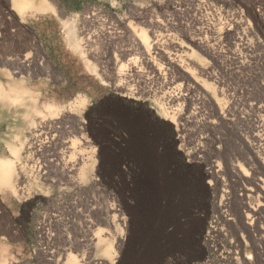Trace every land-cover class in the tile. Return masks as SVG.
<instances>
[{"label": "rangeland", "instance_id": "rangeland-1", "mask_svg": "<svg viewBox=\"0 0 264 264\" xmlns=\"http://www.w3.org/2000/svg\"><path fill=\"white\" fill-rule=\"evenodd\" d=\"M12 1L0 0V77L57 112L0 114V156L25 142L16 194L0 192V262L264 264V165L248 153L264 134V0H45L43 13ZM69 157L85 162L70 178Z\"/></svg>", "mask_w": 264, "mask_h": 264}, {"label": "bare ground", "instance_id": "bare-ground-1", "mask_svg": "<svg viewBox=\"0 0 264 264\" xmlns=\"http://www.w3.org/2000/svg\"><path fill=\"white\" fill-rule=\"evenodd\" d=\"M12 4L14 6V8H16V10L20 13L22 12H25L27 10H32L33 12H44V11H48L50 10L49 7L50 6H47V4H45V0H13L12 1ZM52 10V8H51ZM50 10V11H51ZM22 16V15H21ZM85 18V17H84ZM88 18V17H87ZM86 20V19H84ZM137 32V31H136ZM222 32H224V28H219L216 32V34H221ZM69 35H70V38H69V41H70V44H71V47L75 49V51H78L79 48H80V44L76 42V39L74 37V34H73V30H70L69 31ZM214 34V33H213ZM224 34V33H223ZM222 35V34H221ZM219 37V36H217ZM137 39L139 41V43L137 44L138 45V50H140L142 52V54L146 53L148 55V52L150 49V42L148 41L144 31H140L138 34H137ZM156 39V38H155ZM194 39V38H193ZM197 39V38H196ZM195 39V41H196ZM199 39V43H197V45L201 44V47L204 46V43L202 41V39L198 38ZM197 39V40H198ZM207 40V39H206ZM192 41V40H191ZM205 41V39H204ZM160 41L156 40V42L153 44V48L156 50V48L158 49V47L161 45L159 43ZM194 42V41H193ZM192 42V43H193ZM197 42V41H196ZM206 44L208 43L205 42ZM196 44V43H195ZM203 44V45H202ZM198 45V46H199ZM213 45V44H212ZM206 46H209V43L208 45ZM204 46V47H206ZM175 47L177 48L176 52H183V47L181 44H176L175 43ZM163 48V47H162ZM207 48H210V47H207ZM206 48V50H207ZM153 50V49H152ZM175 50V49H174ZM138 51V52H140ZM208 51V50H207ZM160 53V52H159ZM164 54H166V52L163 51ZM171 63L174 62L173 59H170ZM129 62H130V59H129ZM177 63H175L178 67H183L182 63L179 61V60H176ZM129 65V64H128ZM134 65V64H133ZM132 65V66H133ZM131 66V65H130ZM155 66L158 67V65L155 64ZM154 66V67H155ZM85 67L89 68L88 64H85ZM202 67H205V64H202ZM129 68V67H128ZM131 68V67H130ZM158 69L160 70V68L158 67ZM185 70V69H184ZM130 71V69H129ZM158 71V70H157ZM185 72H187L189 75H188V78L193 80V82L195 83V85H199L200 86V81L198 79H196V77H194V75L192 74V72H189L188 69L185 70ZM160 73V72H159ZM8 80V77H0V114L2 113H7L10 117H16L17 115H20V117L23 118V120L25 122H29L31 120V116H37L39 117V120L40 121H43L42 119H44L45 117L47 116H53L56 114L57 110L53 107V106H47L45 108V111H42L40 110L41 109V105L39 104L40 107H38V102L36 103V100L34 99V97L32 96V94H29V92H27L24 88H23V85H19V84H16V82L13 83V85H7L6 84V81ZM172 82V81H171ZM181 85H176L173 89L176 91V90H179ZM218 89V88H217ZM215 90L213 89L212 90V100H218V96L219 94H221L222 92L218 91V90ZM187 91V90H186ZM189 92V90L187 91ZM121 96H124L126 98H128V96H130V94L128 93H123L121 92ZM34 95V94H33ZM37 97V96H36ZM178 96L177 94H170L167 98V100L174 104V103H177L178 102ZM215 100V101H216ZM42 101V100H41ZM39 101V103L41 102ZM167 102V103H169ZM223 102V101H222ZM44 102H42L41 104H43ZM232 103V102H231ZM258 103H260V106H259V109L264 112V101H259ZM230 107V106H229ZM252 107V106H251ZM233 109V108H232ZM231 109L228 108L227 106H222V104L220 103V100L219 101H216L215 102V109H213V111L215 113H219V114H226L228 117V115L231 113L232 114V110L230 111ZM234 110V109H233ZM45 112V113H44ZM258 112V111H257ZM259 113V112H258ZM6 114V115H7ZM59 114V113H58ZM163 116H165V118L171 123V124H175V118L174 117V113H172L171 115H168L167 112H163ZM230 114V115H231ZM61 115V114H60ZM223 115V116H224ZM239 115V114H238ZM260 115V114H259ZM19 117V118H20ZM225 117V119H227ZM3 118V116H2ZM8 118V117H7ZM18 118V117H17ZM16 118V119H17ZM51 118V117H50ZM221 119H223L222 117H220ZM16 119H15V122H16ZM229 119V118H228ZM264 119V118H263ZM262 119V120H263ZM2 121V120H1ZM20 121V120H19ZM18 121V122H19ZM224 121V120H223ZM227 121V120H226ZM21 122V121H20ZM231 122V121H230ZM228 122V123H230ZM264 122V121H263ZM3 123V122H2ZM5 123V122H4ZM10 124V123H9ZM22 124V123H21ZM211 124V123H210ZM232 124V123H231ZM264 124V123H263ZM17 125V124H15ZM261 125V124H260ZM18 126V125H17ZM259 126V124H258ZM263 126V125H261ZM11 127V126H10ZM20 127V126H19ZM39 127V126H38ZM264 128V127H263ZM258 129V128H257ZM260 129V128H259ZM13 130V129H12ZM18 130V129H16ZM176 130V129H175ZM19 131V130H18ZM15 131L13 130V133ZM12 133V132H11ZM10 133V134H11ZM31 137H32V140H34L35 138H39L41 135H42V129H38L36 126L32 129V132H31ZM8 134V133H7ZM259 134V133H258ZM16 135V134H14ZM20 135V134H19ZM255 135V133H254ZM261 135H262V132H261ZM10 136V135H9ZM259 136V135H258ZM257 136V138H258ZM240 137V136H239ZM5 138V137H3ZM8 138V137H6ZM250 138V137H249ZM242 139V138H241ZM252 139V138H251ZM259 141H260V149L259 150H255V148L253 147H249V152L251 154V156L253 158H255L261 165H264V158H262V155H264V134H263V137L258 138ZM243 140V139H242ZM7 141V140H6ZM18 146H11L10 147V154L11 156L13 157V159H9L8 157H4V156H0V192H4L6 189L7 190H10L11 193H14L16 194V190L14 188V185H13V182L15 181V179L17 178V169L21 168L23 169V167H20L19 168H16V163L19 164V160H20V149L22 148V146L24 145V141H20L18 140ZM256 143V142H255ZM259 143V142H258ZM33 148L35 147L34 146V142H30L29 143ZM251 144V143H250ZM249 144V145H250ZM254 145V144H252ZM259 146V145H258ZM36 148V147H35ZM69 151L74 149V146H73V142L71 143V145L67 148ZM37 150V149H35ZM199 151V148L197 149L196 152ZM195 152V153H196ZM199 153V152H198ZM225 156V167L229 170V171H233L234 169H236V166L234 167L233 165V158H232V154L229 153L227 155V153L224 155ZM246 158V157H245ZM64 159V158H63ZM62 161V160H61ZM248 161V158L247 160ZM83 158L79 157V158H75L74 160H71V158L69 157L67 162L69 165V167H65L64 169L66 170H62L63 172H65L64 174L66 175H69V178L72 177L71 174H73L75 171H77V168L76 166L78 165H81L82 166L84 165L83 163ZM65 166V165H64ZM81 167V166H80ZM238 167V166H237ZM31 167L29 168H25L24 169H27L29 170L27 173L28 174H31L32 170L30 169ZM63 168V167H62ZM76 168V169H75ZM79 169L81 170V168H78V171ZM39 171V169H38ZM238 171V170H237ZM47 172V171H46ZM65 175V176H66ZM240 175V174H239ZM255 177V176H254ZM42 179V178H40ZM44 179V178H43ZM52 181V180H51ZM251 183H252V186L253 188H251L250 190H248L249 192L251 193H254L255 192H258V188H260V184L258 183V181H256V179H252L251 180ZM250 183V184H251ZM264 184V183H263ZM246 189V188H245ZM247 191V190H246ZM245 192V191H244ZM246 193V192H245ZM250 195V194H249ZM256 208L253 209V213L252 215H256ZM258 212V211H257ZM248 217V216H247ZM250 218H247V220H249ZM104 220V219H103ZM119 220V219H118ZM88 224V223H87ZM106 224V223H105ZM263 231H264V228H263ZM97 234V233H96ZM96 239V241L93 244V247H99V246H103V255L105 257H110L111 254H112V245L110 244H106L105 243V240L103 238H94ZM92 242V241H91ZM90 242V243H91ZM89 243V244H90ZM91 245V244H90ZM92 246V245H91ZM68 259H69V262H71V264H76V261L73 258H71L70 256H68ZM106 262V261H105ZM0 264H3V261L0 262Z\"/></svg>", "mask_w": 264, "mask_h": 264}]
</instances>
